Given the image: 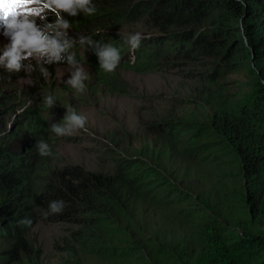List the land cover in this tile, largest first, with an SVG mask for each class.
Instances as JSON below:
<instances>
[{
	"label": "trees",
	"instance_id": "trees-1",
	"mask_svg": "<svg viewBox=\"0 0 264 264\" xmlns=\"http://www.w3.org/2000/svg\"><path fill=\"white\" fill-rule=\"evenodd\" d=\"M106 1L93 0V16L64 15L70 37L79 33L119 49V67L105 72L98 49L78 43L71 50L76 59L117 90L121 67L151 73L181 64L197 77L208 109L201 118L148 122L154 141L112 157L110 171L80 164L52 169L50 156L36 148L47 143L43 108L27 109L20 131L39 137L26 144L36 154L17 145L20 132L0 136V264L38 262L29 233L40 220L69 225L70 255L60 264H264V0ZM136 9L154 29L136 49L86 29L96 15L121 23ZM21 73L0 67V80ZM227 75L244 77L236 92H228ZM221 142L224 152L207 179L205 150ZM52 201L64 202L61 212L50 211ZM25 219L31 227L20 223Z\"/></svg>",
	"mask_w": 264,
	"mask_h": 264
},
{
	"label": "rangeland",
	"instance_id": "rangeland-1",
	"mask_svg": "<svg viewBox=\"0 0 264 264\" xmlns=\"http://www.w3.org/2000/svg\"><path fill=\"white\" fill-rule=\"evenodd\" d=\"M102 1L108 4V1ZM111 1L121 6H135L137 0ZM133 15L121 23L113 24L110 17L96 15L86 29L93 32L100 30V33L110 34L123 43L127 42L129 34L135 32L148 37L146 34L154 31L148 22L149 17L144 16V13H137V9ZM78 34L71 33V36ZM7 43H10V38L5 35L4 26L0 24V49ZM131 50L125 55L132 56ZM82 65L89 76L84 82L86 89L82 93L66 83L70 78L67 64L53 68L45 65L50 73L47 78L37 69L36 77L33 72L23 71L17 79H1L0 136L2 132H13L16 136L20 132L24 138L16 137L17 145L23 147L27 154H36L28 153L26 144L39 137L20 131V126H23L22 120L26 118L27 109L32 106L42 107L49 126L42 137L46 138L52 152L48 162L52 169L67 164H80L90 170L110 171L112 157L133 154L154 141L146 135L145 124L148 122L160 121L171 115H175L176 119L187 115L201 118L208 109L199 96L197 77L181 64L151 73L121 67L118 70L121 90L101 83L93 68ZM225 78L229 85L228 92H236L234 84L245 80L240 75H227ZM48 95L54 97L52 107L44 102ZM14 99L16 102L11 103ZM71 109L87 117L85 128L72 135L57 136L51 131V124L62 122ZM217 137L221 141V136ZM211 147L204 154L203 169L207 179L216 172L214 157L223 153L225 146L221 142ZM68 236L67 223L37 221L29 237L34 243V255L38 262L33 263V260L25 257L24 264H60L70 255L64 246Z\"/></svg>",
	"mask_w": 264,
	"mask_h": 264
},
{
	"label": "clouds",
	"instance_id": "clouds-1",
	"mask_svg": "<svg viewBox=\"0 0 264 264\" xmlns=\"http://www.w3.org/2000/svg\"><path fill=\"white\" fill-rule=\"evenodd\" d=\"M81 13L86 16L97 13L93 0H0V24L4 26L5 35L10 38V43L0 49V67L8 73L33 72L38 69L47 78L50 73L45 65L64 63L70 68V78L66 83L82 93L86 89L84 82L89 76L71 51L78 43L82 47L87 45L97 48L100 68L107 73H114L122 59L119 49L109 44L100 45L91 36H69L72 23L65 19L64 14L77 17ZM49 15H54L53 22H48ZM143 38L141 32L131 33L127 43L136 49ZM44 102L52 107L54 97L48 95ZM86 124L87 117L71 109L62 122L52 123L50 128L57 136H68L84 129ZM36 148L41 156L52 155L50 146L43 140L38 141ZM63 207V201H52L49 204L52 213L61 212ZM20 223L29 227L32 225L30 219Z\"/></svg>",
	"mask_w": 264,
	"mask_h": 264
}]
</instances>
